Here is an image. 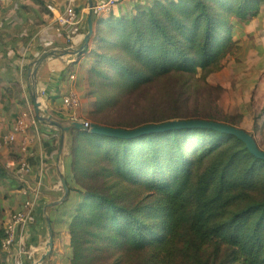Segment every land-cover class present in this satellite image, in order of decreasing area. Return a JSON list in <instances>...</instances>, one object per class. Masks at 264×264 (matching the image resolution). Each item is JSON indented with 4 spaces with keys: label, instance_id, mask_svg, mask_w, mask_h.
Listing matches in <instances>:
<instances>
[{
    "label": "trees",
    "instance_id": "trees-1",
    "mask_svg": "<svg viewBox=\"0 0 264 264\" xmlns=\"http://www.w3.org/2000/svg\"><path fill=\"white\" fill-rule=\"evenodd\" d=\"M263 10L264 0H134L95 18L89 47L65 67L76 72L80 117L127 129L190 118L236 125L242 114L229 111L216 75L241 50L236 25ZM250 127L262 148L264 103ZM66 144L82 194L69 264H264V159L235 135L70 129ZM16 182L0 157V187Z\"/></svg>",
    "mask_w": 264,
    "mask_h": 264
},
{
    "label": "crops",
    "instance_id": "crops-1",
    "mask_svg": "<svg viewBox=\"0 0 264 264\" xmlns=\"http://www.w3.org/2000/svg\"><path fill=\"white\" fill-rule=\"evenodd\" d=\"M86 1L44 0L46 8L52 4L63 10L68 3L74 5L76 22L68 27L58 24L54 13L33 0H0V157L17 180L16 187H0V224L4 227L13 213L22 209L25 200L35 193L36 202L28 216V223L22 229L19 228L15 236L22 249L31 252L27 255L26 264H69L66 258L69 224L82 194L74 189L69 175L66 144L68 132L63 140L58 128L46 123L33 105V111L27 118L29 136L33 143L24 144L18 138L6 145L2 137L14 130V110L18 107L26 108L27 101H30L27 81L35 60L49 50L68 52L83 40L87 29ZM133 1L118 0V13ZM263 18L264 11L254 21ZM239 24L245 23H238L236 27ZM262 34L264 24L255 28V31L247 28L237 31L241 50L235 56L241 58L242 39L264 37ZM69 42H72V46ZM74 57L75 54H60L49 58L37 74L38 92L45 108L60 121H66L62 95L69 87H76V79L69 77L74 70L65 69L67 64L74 61ZM21 71L26 83L24 87L12 79L13 73ZM20 160H24L28 168L24 183L17 179ZM26 188L29 190L27 193ZM4 194L6 199L3 200ZM36 236L38 245L33 247L32 242ZM51 252H54L52 256ZM7 261L12 263L13 260L7 258L0 248V264H8Z\"/></svg>",
    "mask_w": 264,
    "mask_h": 264
},
{
    "label": "built area",
    "instance_id": "built-area-1",
    "mask_svg": "<svg viewBox=\"0 0 264 264\" xmlns=\"http://www.w3.org/2000/svg\"><path fill=\"white\" fill-rule=\"evenodd\" d=\"M47 8L49 11L55 14V20L60 25H67L68 27L74 25L76 22V8L72 3H68L63 10H60L57 6L48 4ZM94 15L95 18H102L112 12L118 13V0H94ZM69 41H72L71 39ZM72 46V42L68 43ZM23 69L22 67L20 68ZM70 78L76 79V72L71 71L69 74ZM12 79L20 86H26L22 71L19 73H13ZM62 104L66 111V118L68 121L78 120L84 122L85 125L89 126L90 123L84 119L78 118L81 95L77 91L75 86H71L62 95ZM30 101H27V107H18L14 110L15 124L14 130L2 137V142L6 145L12 144L18 138H21L24 144H32L33 139L29 136V125L27 118L32 113ZM28 168L24 160H20L17 171V179L24 183L26 182V175ZM26 188V193L28 192ZM36 202L35 193L24 202V207L15 211L4 226L3 236L0 240V248L3 254L7 258H12V263L8 264H26V258L28 254H31L30 250H24L20 246L19 241H16V232L19 228H23L28 223V216ZM37 236L32 242V246L38 245Z\"/></svg>",
    "mask_w": 264,
    "mask_h": 264
},
{
    "label": "water",
    "instance_id": "water-1",
    "mask_svg": "<svg viewBox=\"0 0 264 264\" xmlns=\"http://www.w3.org/2000/svg\"><path fill=\"white\" fill-rule=\"evenodd\" d=\"M88 5V14H87V29L85 31L83 40L76 46L75 48L69 50L68 52H64L63 50H49L39 56L33 65L31 72L29 73L27 85L29 90V96L33 103L35 111L40 114L46 123L55 126L58 128L61 134V138L64 140L66 133L70 129H79L84 130L90 133L95 134H105L110 136H116L121 138H130L134 136H138L141 134H147L156 131H163L175 128H184V127H210L213 129H217L219 131H223L226 133H230L241 139L248 150L253 153L255 156L264 159V150L260 148L252 134H250L244 128L238 125H232L225 122L215 121V120H206L202 118H190V119H173L168 120L166 122L160 123H150L138 126L133 129L121 128V127H112L103 124H95L90 123L89 126L85 125L84 122L78 120L71 121H60L55 119L50 112H48L45 108L42 97L38 93V79L37 74L41 67V65L54 56L60 54H75L74 60L82 54L89 47L90 39L93 33L94 26V0H87Z\"/></svg>",
    "mask_w": 264,
    "mask_h": 264
},
{
    "label": "rangeland",
    "instance_id": "rangeland-1",
    "mask_svg": "<svg viewBox=\"0 0 264 264\" xmlns=\"http://www.w3.org/2000/svg\"><path fill=\"white\" fill-rule=\"evenodd\" d=\"M263 24L264 18L247 24H239L236 30L247 28L255 31V28ZM242 41L241 58L238 59L235 55L229 56L226 66L217 73L216 79L220 80L228 90L229 111L233 114H242L243 120L236 125L250 130L254 116L264 103V37H247ZM78 118L83 119L79 114ZM67 120L66 118L64 122ZM257 138L264 149V131L257 135Z\"/></svg>",
    "mask_w": 264,
    "mask_h": 264
},
{
    "label": "bare ground",
    "instance_id": "bare-ground-1",
    "mask_svg": "<svg viewBox=\"0 0 264 264\" xmlns=\"http://www.w3.org/2000/svg\"><path fill=\"white\" fill-rule=\"evenodd\" d=\"M39 93V92H38ZM40 95V94H39Z\"/></svg>",
    "mask_w": 264,
    "mask_h": 264
}]
</instances>
